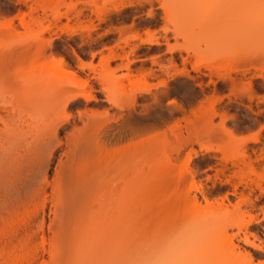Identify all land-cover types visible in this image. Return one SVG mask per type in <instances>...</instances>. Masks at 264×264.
<instances>
[{
    "label": "bare ground",
    "instance_id": "bare-ground-1",
    "mask_svg": "<svg viewBox=\"0 0 264 264\" xmlns=\"http://www.w3.org/2000/svg\"><path fill=\"white\" fill-rule=\"evenodd\" d=\"M6 26L5 30L12 33L13 25ZM2 28L0 264H248L249 253L228 233L234 224L228 219L236 213L247 216L244 226L237 227L242 241L264 249L261 237L248 228L250 222L264 220V163L259 162L255 153L264 152V115L251 104L250 94H255L251 81L246 82L250 90L247 92H251L247 93L248 102L240 99L239 103L253 111L247 119L254 120L258 128L245 143L238 147L215 142L218 129L213 119L217 115L224 128L227 110L216 108V100L206 99L209 107L200 120L202 126H187L184 133H178L170 149L159 155L161 146L155 131L172 128L189 109L198 106L191 94L195 88L204 94L203 77L210 79L213 74L207 63L194 67V74L177 66L175 45L165 51L158 48V44L168 42L167 30L147 34L142 40L155 45L157 53L168 52L166 63L155 59L153 64L159 69L149 66L131 71V53L123 47L119 50L117 43L101 53L98 65L91 60L73 70L61 57L47 53L49 38L6 34ZM174 33L182 35L180 26L174 28ZM234 38H240L239 34ZM116 57L120 62L111 67L109 58ZM51 58L55 62L50 63ZM257 61L264 72V50ZM169 68H173L170 80L160 75V71L168 72ZM255 76L264 82V73ZM218 77L230 87V94L239 89L238 81L230 73ZM156 79L155 85H160L151 89ZM97 87L105 93V100L115 106L112 113L101 116L85 105L68 109L78 97L83 98L82 104L93 98L91 91ZM181 87H185V98L177 100L173 95ZM66 124L69 129H64ZM62 128L63 139L57 133ZM226 134L233 136L231 132ZM194 144L203 149L197 167L213 170L214 178L230 184L234 201L226 196L206 213L197 195L186 192L183 198L197 214L176 234L169 219L160 213V205L154 207L151 247L137 256L135 252L146 242L140 230L148 224L143 213L146 208L142 212L138 209L142 191L149 189L153 178L167 171L184 154L190 159L199 152ZM57 149L61 152L56 155L49 179L47 167ZM196 174L197 170L189 172L191 180ZM181 183L182 179L173 184L174 192ZM255 190L258 194L253 197ZM261 199L262 202L258 201ZM48 204L50 235L44 230ZM259 211L263 212L261 218ZM211 222L216 225L205 241L188 237L193 228ZM217 235L226 240L213 249L212 258L207 251L212 250ZM199 248L203 250V259H199Z\"/></svg>",
    "mask_w": 264,
    "mask_h": 264
},
{
    "label": "rangeland",
    "instance_id": "rangeland-1",
    "mask_svg": "<svg viewBox=\"0 0 264 264\" xmlns=\"http://www.w3.org/2000/svg\"><path fill=\"white\" fill-rule=\"evenodd\" d=\"M10 23L14 29L12 33L5 30L8 28L6 25ZM0 26L3 27L1 31H5L6 34L16 36L38 34L49 38L51 44L47 53L61 57L73 70L79 64L91 60L98 65L101 53L116 43L119 44V50L123 47L125 52L131 53L128 57L131 71L149 66L158 68L153 64L155 59L165 64L169 56L168 52L157 53L156 48L165 51L168 46L174 45L176 48L174 60L180 68L183 67L194 74V67L207 63L213 74L210 79L203 77L206 83L205 93L202 94L195 88L191 94V98L198 102V106L189 109L172 128H160L155 131L156 141L161 146L160 151L158 150L159 155L170 149L178 133H184L187 126L191 124H195L196 128L202 126L200 120L209 107L208 102L205 103L206 99L216 100V108L227 110L226 118L223 119L225 129L220 125V118L217 115L213 119L218 129L215 142L231 143L238 147L245 143L251 133L258 128L254 120L247 119V115H252L253 111L239 103L240 99L248 102L247 95L251 93L247 92L250 91L247 88L248 81L254 86L252 91L255 90V94H250L253 95L251 104L254 110H259L264 115V82H259L255 76L264 73L258 68L257 61V56L264 50V0H0ZM177 26H180L181 36H176L174 33V28ZM164 30H167V43H160L156 47L145 41L142 42L147 34H160ZM241 31L244 33H240ZM234 34L235 36L239 34L240 38L235 39ZM50 61L53 63L55 59L51 58ZM108 62L114 67L120 62V58H109ZM122 69L125 70L123 67ZM172 72L173 68H169L168 72L160 71V75L170 80ZM229 73L239 84V89L234 91L236 95L230 94V87L221 83L218 77L219 74ZM157 83L158 79L154 80L151 89L160 85H155ZM91 92L93 98L85 100V104H82L83 98L78 97V100L74 99L75 101L68 105V109L85 105L101 116L113 112L115 106L105 100V93L101 89L97 87ZM184 92L185 87H181L173 97L182 100L185 98ZM219 97L220 99L217 100ZM69 128L68 124L64 125V129ZM64 129L57 131L62 139ZM228 132L233 136L229 137L226 134ZM194 148L199 151L196 152L197 154L192 153L190 159L184 154L167 171L156 175L153 184L147 186L149 189L142 191L143 197L139 196L141 200L138 202V209L142 212L146 208L143 213H145L144 217L147 215L145 223L148 224L145 230H140L146 242L135 252L137 256L144 255L151 247L152 239L149 235L152 234L155 225L152 219L154 207L160 205V213L163 212L169 219L171 227L176 228H173L176 234L197 214L192 205L183 198L186 192L197 195L206 213H209L210 208L216 207L226 196H230V200L234 201L230 184L214 178L213 170L203 171V166L197 167L203 149L198 144H194ZM60 152L61 149L56 150L47 167L49 179L56 164V155ZM256 152L259 162L264 163V152L258 150ZM192 170L198 171L193 180L189 176ZM208 175L211 177L207 178ZM181 179L180 187L174 192L176 187L173 184ZM202 188L204 192H201ZM154 194L159 196L158 199ZM257 194L258 190H255L253 197ZM258 201L262 202L263 199ZM49 207L50 204L45 209L47 220L44 225L48 235L51 234L48 225V219L51 217ZM258 216L261 218L263 212L259 211ZM246 220L245 214H233L228 219L234 223L231 229H228V233L235 243L244 247L249 253L248 264H263L264 249L242 241L241 233L237 230V227L244 226ZM215 225L211 222L206 226L195 227L189 231L188 237L203 242ZM263 227L264 220L248 224L249 230L264 241ZM215 237L212 250L207 251L212 258L215 257L213 249L223 245L226 240L224 236ZM254 239L255 243H259L256 238ZM203 257V250L199 248V259ZM208 261L210 262L209 258Z\"/></svg>",
    "mask_w": 264,
    "mask_h": 264
}]
</instances>
